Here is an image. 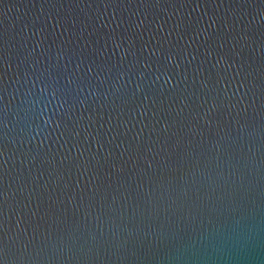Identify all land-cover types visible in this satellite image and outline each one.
I'll use <instances>...</instances> for the list:
<instances>
[{
  "label": "water",
  "instance_id": "water-1",
  "mask_svg": "<svg viewBox=\"0 0 264 264\" xmlns=\"http://www.w3.org/2000/svg\"><path fill=\"white\" fill-rule=\"evenodd\" d=\"M0 264H264V0H0Z\"/></svg>",
  "mask_w": 264,
  "mask_h": 264
}]
</instances>
